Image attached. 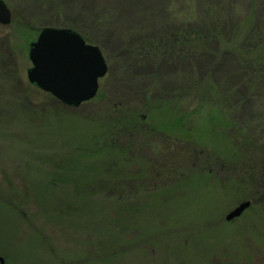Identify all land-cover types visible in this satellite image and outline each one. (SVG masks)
<instances>
[{
	"label": "rangeland",
	"instance_id": "rangeland-1",
	"mask_svg": "<svg viewBox=\"0 0 264 264\" xmlns=\"http://www.w3.org/2000/svg\"><path fill=\"white\" fill-rule=\"evenodd\" d=\"M4 1L11 18L0 23V264H264V196L252 197L241 172L223 173L211 159H245L243 141L226 129L229 107L246 119L251 140L263 142L262 107L239 106L238 91L231 96L240 86L229 75L231 54L256 49L235 41L246 14L232 18L236 34L222 35L203 54L164 60L147 52L162 54L178 44L180 27L194 36V21L229 16L233 5L245 10L247 1ZM45 26L76 28L100 47L108 70L91 99L68 105L29 81L30 45ZM196 80L201 95L188 87ZM216 90L230 105H219ZM256 112L260 119H251ZM138 118L150 132L137 131L129 153L116 158L93 149V139L120 120ZM193 150L201 153L195 167ZM244 200L250 205L227 221Z\"/></svg>",
	"mask_w": 264,
	"mask_h": 264
},
{
	"label": "trees",
	"instance_id": "trees-1",
	"mask_svg": "<svg viewBox=\"0 0 264 264\" xmlns=\"http://www.w3.org/2000/svg\"><path fill=\"white\" fill-rule=\"evenodd\" d=\"M246 9L243 10V5H233V9L229 11V16L223 15V14H216L213 18L209 17L205 21H194L193 22V28H189L191 31H193L194 36H192L191 32L186 33V25L183 27H180L178 31H176V34H179V42L175 46V43H169L171 47L168 48L166 51H162V54H160L158 48H154L152 50H147L149 53H156L157 55H160L164 60H167L166 58H171V55H175L178 60L184 58V55H200L203 54L206 51L205 46L210 44L211 42H221L222 35L225 36L229 34H236L235 29L229 28L231 25L232 18L236 19L239 15V12L244 11V14H246L247 19V26L244 27L245 30H240L239 33L236 36L235 41L238 42V46L242 47L247 46V42H250L255 45L256 49L252 54H248V56H245L246 54L236 52L235 54H231V57L233 61L235 62L233 65V71L229 75L235 74L238 78L237 82L240 85L238 88L236 87V90L231 91V96H233L237 91L239 92L238 97V105H243L245 103L254 104L255 106L259 107L262 111V116L264 117V0H246ZM228 19V20H226ZM226 20V21H225ZM228 22V27L225 26V23ZM71 28V27H70ZM73 28V27H72ZM77 32L80 33V31L76 28H73ZM135 49V48H134ZM227 49V48H226ZM245 50V49H244ZM135 51H138L136 49ZM235 52V51H233ZM137 53V52H136ZM223 53V52H222ZM221 53V54H222ZM220 54V55H221ZM216 63V62H215ZM217 64V63H216ZM215 64V65H216ZM182 79L183 76H180ZM160 77L158 76V79ZM191 84L193 85L192 90L194 92L199 93L198 95H201L204 92V87L201 86L200 81H192L189 83V86ZM244 89L242 90V88ZM220 87H217L219 89ZM200 89V91H199ZM197 90V91H196ZM226 92L224 90H216L215 91V97L217 101L219 102V105H225V102H228L226 105H230L229 101L227 100V97L225 96ZM211 98V97H210ZM225 100V101H224ZM260 104V105H259ZM230 108V115L229 118L225 121L226 123V129L228 131V134L230 137H232L236 142L241 141V149L240 152L242 153V158H245L241 163H224L220 160L211 158L212 161L215 162L216 167L221 169L223 173H233L237 174L241 172L243 179L248 180V184L251 190L254 191V194L252 197L257 198L261 197V195L264 196V137L263 142H255L251 140L250 135L252 136L253 133L249 131L250 127L246 126V119L242 117L241 114H238L235 112V107H229ZM261 112H256V115L252 117L251 119L255 120V118L260 119ZM127 119V118H126ZM127 122V121H126ZM124 122L123 120H120L119 124L121 127H115L113 131H110V129L102 134V138L100 140H94L92 141V146L95 151L103 150V152L111 157L120 158V154H126L129 153V146L131 143V137H133L136 132H142L145 129L150 132V126L144 124V121L141 118H138L137 120L133 121L131 124H128ZM264 128V127H262ZM263 131V130H261ZM108 132H111L113 135H109ZM249 136V139L247 138ZM117 137H124L125 142H122L118 144L117 147H115L111 141ZM133 139V138H132ZM242 139V140H241ZM245 142H244V140ZM249 143L251 145H249ZM99 144V145H98ZM193 146V145H192ZM132 148L136 149V152L142 151L143 147L139 144L133 143ZM246 147V148H244ZM253 147L250 152L249 148ZM170 150L174 149V145H169ZM175 150V149H174ZM173 150V151H174ZM249 153H252L254 156L255 166L253 167L248 163V155ZM191 157H189L190 163L192 167L196 166V162L198 161L195 159V156L200 158L201 153L200 151L193 150L192 154H190ZM109 159H106L108 161ZM111 160V159H110ZM193 161V162H192ZM108 164V162H105ZM110 163V162H109ZM111 164V163H110ZM194 165V166H193ZM198 165V164H197ZM112 168V167H111ZM199 169H203L201 166L198 167ZM206 170V169H205ZM255 171L256 176L258 175V179H256L252 176L251 171ZM209 173L210 171H206ZM210 174V173H209ZM249 180L248 178H251ZM124 182H128V179H124ZM259 189V190H255ZM119 200H122L123 202L128 201V196L120 195Z\"/></svg>",
	"mask_w": 264,
	"mask_h": 264
},
{
	"label": "water",
	"instance_id": "water-1",
	"mask_svg": "<svg viewBox=\"0 0 264 264\" xmlns=\"http://www.w3.org/2000/svg\"><path fill=\"white\" fill-rule=\"evenodd\" d=\"M10 18V9L0 0V23H8ZM29 59L32 62L27 71L29 81L72 106L91 99L97 91L98 79L108 70L100 47L86 43L78 32L67 27L42 28L30 45ZM250 203V200L239 203L228 212L226 220L239 216Z\"/></svg>",
	"mask_w": 264,
	"mask_h": 264
}]
</instances>
